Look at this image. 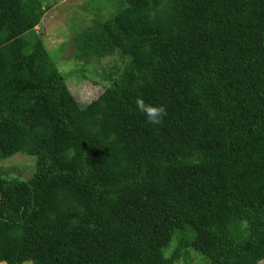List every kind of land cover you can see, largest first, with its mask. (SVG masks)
<instances>
[{
	"label": "trees",
	"instance_id": "1",
	"mask_svg": "<svg viewBox=\"0 0 264 264\" xmlns=\"http://www.w3.org/2000/svg\"><path fill=\"white\" fill-rule=\"evenodd\" d=\"M114 5L77 45L124 66L82 106L25 38L48 0H0V160L36 157L0 175V262L264 264V0Z\"/></svg>",
	"mask_w": 264,
	"mask_h": 264
},
{
	"label": "rangeland",
	"instance_id": "2",
	"mask_svg": "<svg viewBox=\"0 0 264 264\" xmlns=\"http://www.w3.org/2000/svg\"><path fill=\"white\" fill-rule=\"evenodd\" d=\"M115 2L116 0H48L52 7L46 9L41 23L34 30L35 35L33 32L25 35L29 41H33V36L42 39L53 62L64 75L68 88L82 106L97 99L124 66L125 60L119 54L84 58L80 56L77 45L78 36L86 28L117 11ZM35 170L34 156L18 153L0 160V175L11 180H29ZM176 244L174 237L165 251L167 256ZM187 257L183 256L176 264H209L204 256L195 251H190Z\"/></svg>",
	"mask_w": 264,
	"mask_h": 264
},
{
	"label": "clouds",
	"instance_id": "3",
	"mask_svg": "<svg viewBox=\"0 0 264 264\" xmlns=\"http://www.w3.org/2000/svg\"><path fill=\"white\" fill-rule=\"evenodd\" d=\"M136 109L144 114L146 122L151 125H159L163 123V119L167 116V109L164 105H153L146 103L145 100L140 97L135 101Z\"/></svg>",
	"mask_w": 264,
	"mask_h": 264
}]
</instances>
